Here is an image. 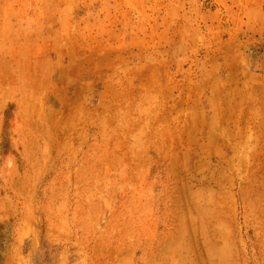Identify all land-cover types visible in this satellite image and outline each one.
Instances as JSON below:
<instances>
[{
	"label": "rangeland",
	"instance_id": "374dc122",
	"mask_svg": "<svg viewBox=\"0 0 264 264\" xmlns=\"http://www.w3.org/2000/svg\"><path fill=\"white\" fill-rule=\"evenodd\" d=\"M0 264H28L25 0H0Z\"/></svg>",
	"mask_w": 264,
	"mask_h": 264
}]
</instances>
